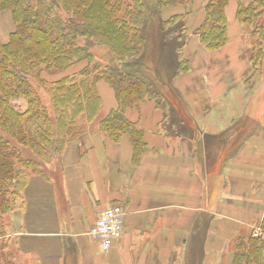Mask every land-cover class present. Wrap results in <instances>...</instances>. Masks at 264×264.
Returning <instances> with one entry per match:
<instances>
[{"label": "crops", "instance_id": "1", "mask_svg": "<svg viewBox=\"0 0 264 264\" xmlns=\"http://www.w3.org/2000/svg\"><path fill=\"white\" fill-rule=\"evenodd\" d=\"M204 6L187 26L201 25ZM237 9L230 0L221 48L208 50L191 34L182 50L189 69L175 78L174 90L194 137L166 135L162 111L148 100L126 111L144 132L138 162L129 134L115 143L88 126L61 153L58 179L30 184L15 232L18 254L41 264H231L238 238H264V60L255 72ZM2 12L6 43L14 20ZM97 90L106 116L118 107L116 92L105 80ZM113 204L124 208L125 229L103 252L88 231Z\"/></svg>", "mask_w": 264, "mask_h": 264}, {"label": "trees", "instance_id": "2", "mask_svg": "<svg viewBox=\"0 0 264 264\" xmlns=\"http://www.w3.org/2000/svg\"><path fill=\"white\" fill-rule=\"evenodd\" d=\"M237 1L257 72L264 60V0ZM229 2L208 0L204 7L195 33L208 50L227 42ZM183 4L187 12L165 17L166 8ZM194 7L195 0H0V10H9L15 23L9 41H0V213L13 212L14 197L21 193L24 205L34 180H57L61 153L88 126H97L115 143L129 134L138 162L144 132L126 111L144 101L162 111L166 135L194 137L176 116L183 101L174 90L175 78L189 69L182 50L190 38L186 17ZM100 43L112 52L105 62L97 60ZM83 61L87 64L80 71L51 82L42 79L51 94V111L29 76L43 69L64 72ZM100 80L113 87L118 101L106 116L101 114ZM20 99H25L24 110L15 106ZM234 247L231 264H264L261 234L240 237Z\"/></svg>", "mask_w": 264, "mask_h": 264}, {"label": "rangeland", "instance_id": "3", "mask_svg": "<svg viewBox=\"0 0 264 264\" xmlns=\"http://www.w3.org/2000/svg\"><path fill=\"white\" fill-rule=\"evenodd\" d=\"M243 1L246 4L250 2V0H243ZM205 2H208V0H199V4L197 5V7H196V2H195V7H194L193 12L194 13L197 12V14H198V12L200 10L199 7L202 4L206 5ZM187 10H188L187 6H185L184 4L178 5V6H172L170 8L169 7L166 8L164 10V15H165V17H169L173 14L185 13V12H187ZM4 14H5V12H2V14L0 15V18L2 20H4V18H3ZM188 19H189V15L186 17V21H188ZM190 25H191V23H190ZM4 26H6V25H4ZM12 27L14 30L15 29L14 23H13ZM188 27H189L188 30H189L190 35L191 34L197 35L195 33V30L198 27L195 29H193L192 26H188ZM6 31H8L7 28L4 31V36H7ZM6 38L8 39L9 36ZM95 49H97V60L100 62L101 61L105 62L106 60H109L112 56V52L110 51V48L104 43H100V45H98L97 48L95 47ZM85 64H87V61H83L79 64H76V65L70 67L69 70L64 71V72H58V71H51L50 72V71H46L45 69H43L37 73H34V75L32 74V76H29V81L31 82L33 88L35 89L37 95H39L41 97L43 103L46 104L48 106V108L52 111L53 107H52V103H51V99H50L51 94L49 93L48 88L45 87L44 83L41 82L42 79L43 80L46 79V80H48V82L58 80V79L65 77L69 74H73L76 71H80ZM174 103L175 104L177 103L175 101V99H174ZM175 104H173L174 107H175ZM15 106L20 108L21 110H24L26 108L25 99L17 100V102H15ZM184 106L185 105L183 104V102L178 103V105H177V107H178L177 112L178 113H176V116L178 117V114H179L180 117L183 118L184 124L190 125V124H192L191 118L189 116L187 117V115L184 111ZM189 134L190 133H188V131H187L186 135H189ZM193 134H195V133H193ZM53 163L55 166L56 158L54 159ZM34 189H37V188L35 187ZM36 192H37V190H36ZM14 206H15V209L13 212L8 211V212H5L4 214L0 213V226L2 228H4V230L2 229L4 232L2 233V235L0 237V262H2L1 264H7L8 262H11V264H41L36 260V258L34 259L33 256H29V255L25 256V254H23V252L20 254H16V251H17L16 244H18V236L15 235V232L17 230L19 231L21 229L20 228V226H21L20 222H21V220L23 218V214H24L23 208L21 207V206H24L23 205V193L18 195L16 198L14 197ZM38 213H39V211H38ZM232 244L233 245L232 246L230 245V248L231 247L233 248L235 246L234 242ZM233 249H235V247ZM215 264H218V262ZM223 264H225V263L223 262Z\"/></svg>", "mask_w": 264, "mask_h": 264}, {"label": "built area", "instance_id": "4", "mask_svg": "<svg viewBox=\"0 0 264 264\" xmlns=\"http://www.w3.org/2000/svg\"><path fill=\"white\" fill-rule=\"evenodd\" d=\"M124 229V208L120 204H113L99 213L88 234L96 240L99 249L106 252L123 236Z\"/></svg>", "mask_w": 264, "mask_h": 264}]
</instances>
